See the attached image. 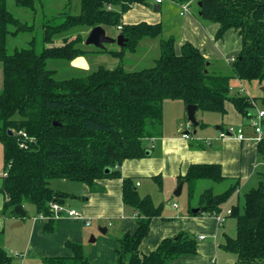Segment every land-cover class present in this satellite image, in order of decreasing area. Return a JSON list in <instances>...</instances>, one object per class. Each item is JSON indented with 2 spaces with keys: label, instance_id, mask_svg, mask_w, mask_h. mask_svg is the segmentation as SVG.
<instances>
[{
  "label": "trees",
  "instance_id": "trees-1",
  "mask_svg": "<svg viewBox=\"0 0 264 264\" xmlns=\"http://www.w3.org/2000/svg\"><path fill=\"white\" fill-rule=\"evenodd\" d=\"M14 1L34 9L35 0ZM134 3L147 2L80 0L76 14L63 9L44 18L45 45L40 52L35 50L32 39L28 46L8 53L7 37L31 26L7 9L6 0H0L1 215L21 218L14 207L25 201L33 204L38 213L48 214L50 201L63 203L71 197L70 193L53 189L51 179L76 181L92 188L98 179L121 177L123 161L147 156L145 140L160 135L165 99H179L185 106L194 104L196 110L220 114L226 112L225 104L230 102L239 114L249 115L253 98L231 95L229 83L231 78L264 80V0H196L199 17L218 25L215 38L229 29L240 38V49L230 64L231 74L209 72L206 58L189 42L176 53L173 36L160 39V53L152 66L125 70L121 64L124 52L135 51L143 37L162 33L161 23L122 22L123 13ZM96 25L120 26L125 44L119 50L105 46L89 50L83 33ZM57 39L61 43L55 44ZM90 51L107 52L117 57L119 64L114 68L100 65L83 76L64 79H57L54 71L46 67L49 59L70 62ZM23 132L28 138L23 137ZM257 152L264 158V138L257 142ZM225 178L219 164H190L178 177L184 180L188 212H220L237 191V179L221 192L203 189L197 195L196 212H192L191 201L200 180L220 183ZM157 182L160 186L159 178ZM262 183L243 194L242 206L238 202L230 206L228 216L235 218V235L226 236L221 248L235 256L236 264H264ZM122 199L135 210L137 227L117 237L115 264H172L175 257L197 252L196 238L179 231L161 239L149 253H140L139 245L149 231L151 218L161 214L163 203L155 205L149 195L140 196L129 177L122 178ZM53 223L48 220L45 230L53 229ZM65 245L71 256L45 257L43 261L89 264L83 244L67 241ZM17 258L0 248V264H16Z\"/></svg>",
  "mask_w": 264,
  "mask_h": 264
},
{
  "label": "crops",
  "instance_id": "crops-1",
  "mask_svg": "<svg viewBox=\"0 0 264 264\" xmlns=\"http://www.w3.org/2000/svg\"><path fill=\"white\" fill-rule=\"evenodd\" d=\"M195 1L193 0L190 3L189 9L183 15L179 14L180 7L176 0H169L166 3L163 0L160 3H155L153 0H146L147 3H134L123 13L122 22L124 24H134L141 21L152 24L161 23V35L143 37L139 42L148 38L149 41L146 44L156 48L155 51L159 56L160 39L173 36L176 53L180 51L185 42H189L196 46L206 58L209 72L213 74H231V62L227 58L235 57L240 49V38L233 29L227 30L220 38H215L218 28L217 23L200 18L198 9L193 7ZM155 5L157 8H154ZM116 31L120 34L118 28H116ZM139 44L133 51L134 53L137 51ZM120 47L118 45L114 50H119ZM88 49L92 50V48ZM91 52L71 60V65L85 70L89 67L87 65L89 60L88 62L86 60ZM126 52L128 51L124 52L123 58L126 57ZM158 56L156 57L158 58ZM113 57L115 58V56ZM157 58L153 60L155 61ZM0 66L2 68V64ZM229 84L231 95H246L253 98V106L249 110L248 116H242L230 102H226V112L224 114L219 113L220 118L215 119L214 122L197 118L196 113L199 110H196L195 117L198 123H202V125L192 127L188 131L186 128L188 119L185 115V104L180 105L179 103L178 105L177 103L179 113L170 120V118L166 119L164 115V101L167 100L165 99L163 101L160 135L145 140V146L148 148L147 156L123 161L120 166L121 177L98 179L92 188L84 183H81L77 189L70 187V185H66L68 188H64V186L52 187L55 190L70 193L71 197L65 199L63 203L82 212L84 219H88L90 223L85 224L84 219L61 217L54 220L53 229L47 231L44 228L47 220L35 218L38 213L35 208V213L29 217L27 237L19 246L25 249V252L19 251L22 255L19 259H40L45 264L43 261L45 257L71 256V251L65 245L67 241H71L83 244L89 264H115L117 237H120L126 231L133 232L137 227L135 210L124 204L122 199V178H131L138 194L145 196L149 195L146 194L149 192H146V188L143 187L145 182L156 183L158 189L162 191L166 179L174 180L176 184H179V175H183L190 164L215 163L221 166L222 173L226 177L221 182L226 184L225 189L234 180L239 181L238 189L230 200L233 197L238 198L241 185L250 183L253 177L258 179V184L260 181L263 182L261 178L264 176V158L257 152V143L252 139L254 133L251 123L257 112L264 110L256 101L257 99L261 100L264 104V80L248 82L231 78ZM240 91L244 94H237ZM176 100L179 99H174L175 102H177ZM228 125L242 127L247 139L218 138V130ZM185 132L190 134L189 138L182 136ZM154 177H156V180ZM158 178L160 186L157 182ZM262 184L264 185V182ZM183 187H185L184 183L182 189ZM139 190H143L142 193L144 194H140ZM3 199L2 195L0 209ZM230 200L223 206L221 210L223 214H226L225 211L230 209L231 201H233ZM153 203L155 205L159 204L154 200ZM192 206L197 208L196 205ZM22 207L24 209L23 204ZM226 216L228 215H224V219L218 221L214 214L206 212L190 214L188 212V201L186 207L183 208H180L174 202L168 208L163 205L161 214L151 218L149 231L142 239L139 251L143 254L149 253L156 248L161 239L173 236L179 231H184L196 238L197 252L175 257L171 261L172 264H221L220 260H224L228 264H236L235 256L221 248L226 236H230L231 231H235V225L226 220ZM26 217H28L26 210L25 216L21 218L0 216L1 222L9 218L14 223L20 220V225L25 224ZM110 227L112 228L111 232H109ZM199 236H202V238H199Z\"/></svg>",
  "mask_w": 264,
  "mask_h": 264
},
{
  "label": "rangeland",
  "instance_id": "rangeland-1",
  "mask_svg": "<svg viewBox=\"0 0 264 264\" xmlns=\"http://www.w3.org/2000/svg\"><path fill=\"white\" fill-rule=\"evenodd\" d=\"M164 3L169 2V0H163ZM7 9L17 18H19L23 22H27L28 25L31 26L28 30L19 32L16 35H9L6 40L7 45V52L12 53L15 48H21L26 47L29 45L30 40H34V48L37 52H40L42 48L44 47V42L42 40V33H43V23L45 17H52L56 15L58 12L62 11L63 9H69L71 14H76L80 10V0H35L34 1V9H30L27 7H22L16 5L14 0H6ZM193 7L197 9L196 1L193 3ZM106 34L108 36H117V31L115 27H106L105 29ZM83 35L86 37L87 33H83ZM146 40V42H145ZM147 41H149L148 38H145L142 40V42H139V46L137 48V51L134 52H126V57L122 58L121 64L124 66L125 70L127 71H135L140 70L146 67H150L154 63V58H157V52L155 51L156 48H152L151 45L146 44ZM61 41L57 39L55 41V44H59ZM87 48L95 49V46L93 45H86ZM105 47L107 49H115L118 47V45L114 43L106 44ZM97 49V48H96ZM89 60V62H88ZM88 66L85 70L78 66H72L70 62H67L66 60L61 59H49L47 61L46 67L48 69H52L55 73V77L57 79H64L69 77H75V76H83L85 74H88V72L93 71L98 66L102 65L104 67H114L119 63L118 58H114L113 56L109 55L108 53H89L87 60ZM1 65V64H0ZM2 87V68L0 66V89ZM237 94H244L242 91H240ZM177 101V100H176ZM260 106L264 108V104L261 102V100H256ZM173 103V104H170ZM177 103L179 105H183V102L181 100H178L177 102L174 101V99H167L164 101V115L166 119L170 120L176 116L177 113H179V110L177 108ZM186 115V111H185ZM197 118H203L208 120L209 122H214L215 119L220 118V114L217 112H207L199 110L196 113ZM200 131V129H198ZM3 171V153H2V144L0 142V176ZM264 182V176L261 178ZM257 178L253 177L252 181L246 185H241L239 197H233L232 204L239 203L241 206L243 205V194L248 191L252 187H256L258 185ZM143 182V180H141ZM1 182V178H0ZM164 189L161 191L158 189V186L156 183L153 182H145L143 183V187L146 188V194H149V196L154 200L156 203H163L165 208H168V206L171 203H176L177 206L180 208L186 207L187 205V193L186 188L183 187L181 193L179 195H175L174 191L178 184L173 180H164ZM49 185L53 188H56V186H64V188H68L66 185H70V187L79 188L81 183L76 181H70L65 179H51L49 181ZM215 192H221L225 189L226 184L225 183H213L210 180H202L197 183L196 187V195L191 201L192 205H196L197 195L200 193L201 190L206 188H212ZM264 186V185H263ZM142 187V188H143ZM149 190H148V188ZM140 188V189H142ZM140 194L143 190H139ZM198 192V193H197ZM2 197V194L0 193V198ZM24 210H26L28 217L25 219L24 225H13L14 221L12 219H5L4 222H1L0 218V247L5 248L10 254L19 253V251L25 252V249L21 246L24 239L27 237V230L28 225L30 223L29 217L35 213V207L33 204L29 202H23ZM1 216V214H0ZM226 220L230 221L232 224L235 225V218L231 216H226ZM112 231V228H109V232ZM235 231H231L230 236H234ZM20 248V249H18ZM220 252V251H219ZM222 253V252H221ZM229 254V253H228ZM231 254V253H230ZM234 256L233 254H231ZM221 264H228L225 263L224 260L219 261ZM16 264H43L40 259H27V258H20L15 259ZM47 264V263H45Z\"/></svg>",
  "mask_w": 264,
  "mask_h": 264
},
{
  "label": "built area",
  "instance_id": "built-area-1",
  "mask_svg": "<svg viewBox=\"0 0 264 264\" xmlns=\"http://www.w3.org/2000/svg\"><path fill=\"white\" fill-rule=\"evenodd\" d=\"M162 0H153L155 3H160ZM193 0H183V1H178V5L180 7L179 14L183 15L188 9L189 5ZM120 29V26L117 27ZM235 57H229L227 58L228 61L232 62ZM263 119H264V110H259L255 116V118L252 120V129H253V136L252 139L257 143L261 139L264 138V126H263ZM186 128L188 131L192 129V124L190 121L186 122ZM23 137L28 138L26 133H22ZM183 137L189 138L190 134L188 132H185L182 134ZM218 138L221 139H227V138H235L238 140H244L247 139V137L244 134V130L242 127H235L234 125H228L224 128H221L218 130ZM23 145V144H21ZM175 205V204H174ZM49 213L44 214L42 212L37 213L35 215V218L43 219V220H56L61 217H68V218H73V219H84V216L82 212L79 210L70 207L66 205L65 203H60L57 201H50L49 202ZM225 213L228 215L230 213V209H227ZM222 211L214 213V216L217 218L218 221H222L224 219V215ZM85 224H89L90 221L88 219H84ZM199 238H202V236H199ZM17 257L22 256L20 253H15L14 254Z\"/></svg>",
  "mask_w": 264,
  "mask_h": 264
},
{
  "label": "water",
  "instance_id": "water-1",
  "mask_svg": "<svg viewBox=\"0 0 264 264\" xmlns=\"http://www.w3.org/2000/svg\"><path fill=\"white\" fill-rule=\"evenodd\" d=\"M154 8H157L156 5L154 6ZM125 42H126V38H124L122 34H118L116 37L108 36L106 34L105 29L101 25H96L92 27L90 31L87 33L84 41L85 45H93L97 48H103L106 44L109 43H116L119 46H123ZM195 111H196V105L194 104L186 105V116L188 121L191 122L193 128L198 124V121L195 117ZM8 133L12 134L11 130H8ZM183 183L184 180H180L179 184L177 185L174 191L175 195L180 194ZM198 209L199 208H192V212H196ZM14 211L17 212L21 217L25 216V210L23 209L22 205H16L14 207ZM20 224L21 221L19 220L15 222L13 225H20Z\"/></svg>",
  "mask_w": 264,
  "mask_h": 264
}]
</instances>
